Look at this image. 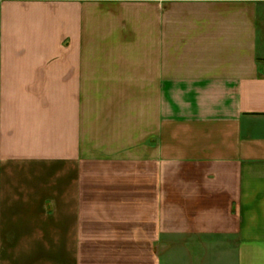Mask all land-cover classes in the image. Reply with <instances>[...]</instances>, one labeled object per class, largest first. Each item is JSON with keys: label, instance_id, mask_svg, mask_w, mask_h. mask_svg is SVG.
Segmentation results:
<instances>
[{"label": "crops", "instance_id": "obj_1", "mask_svg": "<svg viewBox=\"0 0 264 264\" xmlns=\"http://www.w3.org/2000/svg\"><path fill=\"white\" fill-rule=\"evenodd\" d=\"M0 264H264V0H0Z\"/></svg>", "mask_w": 264, "mask_h": 264}]
</instances>
